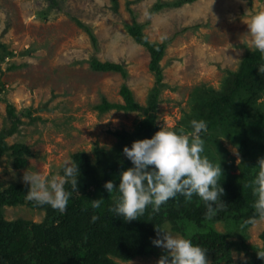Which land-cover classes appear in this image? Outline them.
<instances>
[{
  "label": "rangeland",
  "instance_id": "374dc122",
  "mask_svg": "<svg viewBox=\"0 0 264 264\" xmlns=\"http://www.w3.org/2000/svg\"><path fill=\"white\" fill-rule=\"evenodd\" d=\"M56 1L51 6L49 0H0V43L14 53L0 58V130L12 125L6 113L10 104L20 121L5 141L23 143L30 150L22 167L13 165L10 150L0 155L1 192L11 185H25L26 170L48 178L62 174V162L80 152L88 156L95 176H100L102 169L118 158L120 149L142 139L139 127L144 115L140 111L97 108L102 98L123 103L119 93L123 83L141 106L147 105L153 87L158 86L155 132L162 126L190 132L189 122L204 118L206 101L228 91L231 72L238 70L250 50L249 15L264 11V0H194L157 10H152L157 1L171 0H115L116 4L113 0ZM79 22L92 29L95 44ZM133 23H145L143 32L150 41L166 42L159 61V84L149 68V51L126 29ZM3 51L0 47V55ZM92 56L122 64L126 77L118 71L92 69ZM244 109H250L251 114L241 117ZM257 113H264V91L248 107L240 101L228 104L214 117L217 122L204 137L205 154L222 169L219 183L224 190L236 183L250 157H264V117ZM242 128L252 136V143H263L258 152L253 154L241 144L246 136ZM223 132L225 138H218ZM257 167L258 159H253L246 169L256 174ZM2 213L7 220L33 222H41L45 216L44 209L29 205L26 198L4 204ZM176 215L162 224L169 222L178 232L174 229L179 220ZM207 224L234 241L230 259L236 264L246 261L253 249L264 252V222L255 227H242L236 219ZM161 250L155 245L156 252ZM111 258L116 264H158L159 260L155 253L130 260ZM206 259L210 264L211 258Z\"/></svg>",
  "mask_w": 264,
  "mask_h": 264
},
{
  "label": "trees",
  "instance_id": "16d2710c",
  "mask_svg": "<svg viewBox=\"0 0 264 264\" xmlns=\"http://www.w3.org/2000/svg\"><path fill=\"white\" fill-rule=\"evenodd\" d=\"M49 1L51 6L57 4L56 0ZM193 1H157L152 10H157L164 5L179 7ZM114 8H116L115 5ZM132 15V17L135 16L134 13ZM80 24L90 36L92 43L95 44L92 29L87 25ZM144 24H127L126 29L137 43L142 44L149 51V68L155 73L156 84H159L161 79L159 61L163 56L166 42L150 41L143 32ZM0 47L4 48V54L0 55L1 59L14 54L12 50H7L1 43ZM262 63H264V57L258 51L247 50L245 52L238 70L234 73L231 72L233 78L227 86L228 91L219 93L218 97L214 96L204 104L208 109L203 120L207 121L208 128L217 122L214 117L224 112L228 104L240 101L242 106L248 107L259 92L264 91V75L258 73L257 68ZM89 64L94 70L118 71L123 77H126L125 68L120 63L108 60L100 61L92 56ZM158 90V86H154L147 105L141 106L135 102L130 88L123 83L119 89L123 103H112L102 98L97 108L100 111L111 108L140 111L144 115V120L139 127L142 130V139L151 138L156 131L154 110ZM239 95L241 99L237 97ZM6 113L12 125L0 130V155L6 150H10L13 155V165L22 167L26 164L25 154H30V150L23 143L7 144L5 141V136L14 132L20 121L14 106L8 104ZM250 114V109L240 112L241 117ZM257 114L261 118L264 117V113ZM241 132L245 134L246 130L242 128ZM252 140V136L246 135L241 140V144L252 150L254 154L261 149L263 143H258L256 140V144H254ZM132 143L130 142L126 146L131 147ZM123 148L118 151V158L114 163L102 169L100 176H95V168L86 154L82 152L74 154L72 160L78 163L80 176L77 193H73L70 197L66 211L61 213L49 205H37L34 201L28 200L29 205L45 210V216L41 222L24 219L7 220L3 217L2 206L4 204L13 205L26 198V192L29 189L27 184L11 185L7 191H0V264H116L111 257L130 260L137 255L144 256L153 253L160 259L165 254V250L155 251V245L152 243L157 238L155 226L162 225L166 218L175 214L179 220L176 221L174 229L186 238L192 239L193 243L205 247L207 249L206 258H211L210 264H236L230 259V247L234 241H228L225 233L206 225V222L236 219L242 227L248 226L244 224V221L254 214L253 202L255 199L248 185L256 174L252 172L249 174L246 167L253 159L259 160L260 158H256L257 155L249 158L236 183L230 184L229 188L226 187L227 190H224L222 196V200L226 204L224 209L217 212L212 218L205 216V206L199 197L194 195L191 200H186L183 196L178 195L177 198L170 199L167 204L161 205L159 212L153 213L149 207L143 216L136 220L125 221L123 217H118L109 211L115 193L109 194L104 188L107 181L118 183L120 173L133 166L132 162L124 155ZM254 148H256L255 151ZM65 187L71 190L70 185L66 184ZM100 198L104 200L101 208L92 209L91 200ZM93 214L100 217L95 223L91 222ZM188 228H192V231L188 232ZM248 254L249 258L246 261L238 262V264H264V258L258 256V250L253 249Z\"/></svg>",
  "mask_w": 264,
  "mask_h": 264
},
{
  "label": "clouds",
  "instance_id": "9594fccd",
  "mask_svg": "<svg viewBox=\"0 0 264 264\" xmlns=\"http://www.w3.org/2000/svg\"><path fill=\"white\" fill-rule=\"evenodd\" d=\"M247 28L248 48L264 57V11L252 12ZM257 68L259 73L264 74V63ZM189 123L190 132H177L162 126L151 138L136 140L131 147L123 148L124 155L133 166L120 173L118 183L111 180L105 182L107 192L115 193L110 212L125 221L136 220L149 207L153 213L159 212L161 205L178 195L186 200H191L194 195L199 197L208 218L224 209V189L219 183L222 169L219 163L210 161L205 154L207 121L192 119ZM225 133L218 138L224 139ZM61 168L62 174L52 175L51 178L38 171L26 170L23 175L24 182L29 185L26 199L64 213L70 197L77 193L80 170L78 163L70 158L62 162ZM257 168L248 185L255 197L254 214L244 221V224L253 227L264 222V157L258 160ZM66 184L71 190L66 189ZM103 203V198L94 199L91 200V207L100 209ZM99 219L98 215L91 216L92 223ZM155 227L157 238L152 243L165 250L158 264H209L207 249L175 232L171 223L164 222ZM258 256L264 258V252H258Z\"/></svg>",
  "mask_w": 264,
  "mask_h": 264
}]
</instances>
